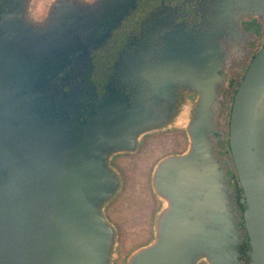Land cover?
<instances>
[{"label":"water","instance_id":"95a60500","mask_svg":"<svg viewBox=\"0 0 264 264\" xmlns=\"http://www.w3.org/2000/svg\"><path fill=\"white\" fill-rule=\"evenodd\" d=\"M31 1L0 0V264H113L117 234L105 208L121 184L108 162L133 151L149 124L138 106L111 96L86 110L76 93L57 90L56 78L67 67L89 69L90 50L121 23L129 1L52 0L39 20ZM255 2L261 17L264 0ZM218 64L214 44L208 66L193 75V106L173 110L187 147L155 166L152 193L162 207L153 239L124 264L239 262L227 180L211 149ZM227 147L245 204L249 264H264V45L231 101Z\"/></svg>","mask_w":264,"mask_h":264},{"label":"flooded vegetation","instance_id":"af4514ba","mask_svg":"<svg viewBox=\"0 0 264 264\" xmlns=\"http://www.w3.org/2000/svg\"><path fill=\"white\" fill-rule=\"evenodd\" d=\"M128 1L130 6L121 23L90 50L89 69L67 67L58 74L56 88L66 96L76 93L80 102L90 106L86 110L94 112L96 102L104 96L138 106L149 127L137 137L133 151L113 154L108 167L118 176L121 191L127 185L125 173L132 177L143 176L137 190L152 191L151 175L158 161L180 154L187 147L186 132L178 126L177 113L173 114V110L183 109L187 114L193 106L197 99L193 75L198 74L199 64L208 66L209 49L216 44L217 74L221 81L215 86L211 149L225 172L237 221L238 242L234 249L238 253V264H249L251 249L242 217L245 204L240 203L242 190L230 166L227 120L231 101L246 68L264 45V14L257 16L260 8L255 0ZM51 2L49 0L43 11H33L30 3L28 11L34 19L44 18ZM215 31L218 39L210 41ZM178 61L184 63L183 66L190 65L188 72L185 68L178 70ZM166 109L171 110L169 114ZM78 116L86 120L82 111ZM120 158L126 160L122 163ZM147 210L139 221L147 223L153 235V222L159 210L156 212L155 202ZM108 211L105 209V216L118 236L119 225L114 213ZM142 233L137 236L149 235L146 231Z\"/></svg>","mask_w":264,"mask_h":264},{"label":"rangeland","instance_id":"374dc122","mask_svg":"<svg viewBox=\"0 0 264 264\" xmlns=\"http://www.w3.org/2000/svg\"><path fill=\"white\" fill-rule=\"evenodd\" d=\"M48 2L49 0H32L30 8H33V11L36 9L43 11ZM119 160L123 163L126 158H120ZM125 171L127 172L129 170L126 169ZM125 177L127 184L125 185L126 188L122 191L120 190L119 196L108 205V212L112 211L114 213V217L121 231L116 239L115 261L113 264H124L126 259L135 250L152 241L153 235L149 233V225L139 221L141 218L140 216L142 213H145L146 209L149 210L154 202L156 212L162 207V204L156 197L154 198L152 191L137 190L143 176H141V178L140 176L132 177L125 173ZM105 209L107 212V207ZM137 218L138 220H134ZM145 226H147L146 229H144ZM144 231L149 234L148 237L137 236V234L144 233Z\"/></svg>","mask_w":264,"mask_h":264}]
</instances>
